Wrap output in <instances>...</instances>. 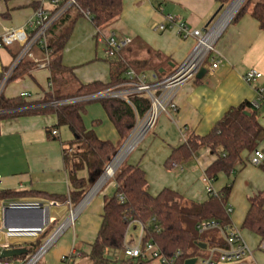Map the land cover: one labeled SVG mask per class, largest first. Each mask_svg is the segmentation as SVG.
<instances>
[{
	"label": "crops",
	"instance_id": "crops-1",
	"mask_svg": "<svg viewBox=\"0 0 264 264\" xmlns=\"http://www.w3.org/2000/svg\"><path fill=\"white\" fill-rule=\"evenodd\" d=\"M41 2L42 0H0V37L23 28L33 17ZM44 6L50 7L49 1H46ZM219 8L215 0H122L120 16L104 26L101 31L104 33L114 31L117 37L131 39V44L124 49V55L129 59H146L153 53L159 54L164 62L157 72L137 71L144 72L149 77L154 75L159 77L166 72V69H170L168 74L172 73V69L186 59L195 46V40L181 39L174 28L163 32L153 31L152 25L165 24V17L173 15L185 21L189 29L204 31L219 21L218 19L213 23L224 7L217 13ZM75 14L76 10L70 9L56 24L71 21L75 18ZM83 18L85 19V17L75 19L70 37L62 52V62L65 66L74 69L76 77L83 84L93 82L107 84L110 81L109 65L104 59H98L96 53L94 58L96 60H90L93 55L83 51L76 59L69 56L70 47L67 46L72 42L76 24H81ZM88 22L90 24L87 27L88 35L83 42L92 44L93 41L96 47L102 45L103 58H106L105 45L99 42L97 29L90 21ZM20 48L18 43L0 47V73L11 65ZM214 48L222 56L218 68L213 71L206 70L200 77L195 76L180 87L175 97L177 110L162 113L157 117L153 127L145 134L142 148L128 161L129 165H137L145 172L147 189L152 195L168 188L187 200L204 201L208 194L205 189V194L202 192L197 177H202L204 170L216 159V156L209 149L202 148L193 160L183 165L179 164L181 169L169 170L164 163L171 150L180 146L191 133L206 135L228 110L244 101L254 102L259 91H262L264 103V32L260 30L249 11L238 20H231L223 28L215 41ZM31 52L37 63L44 62V54L38 47H34ZM95 61L97 62L93 65L95 71L91 74L85 73L84 66ZM249 69L257 70L262 77L250 84L246 83L243 77ZM49 76L46 67L42 68L35 64V68L28 75L7 83L3 89V96L6 99H14L26 93L29 98L25 101H41L49 91ZM89 98H98V96L96 94ZM40 107L37 105L28 109ZM258 120L264 128V106L258 112ZM83 123L85 128L93 130L99 139L118 145L120 139L117 131L97 100L91 101L86 106ZM55 125L56 117L52 113L20 115L1 120L0 191H18L26 194L21 198L0 202V230L3 227V207L10 202L40 203L48 206L51 233L71 213L73 205L69 200V193L73 188L69 171L64 164V152L66 154L69 150L68 139L71 137V132L67 127L55 128ZM53 127L58 132L57 136L47 133ZM250 160L251 155L244 154L232 173L235 175L233 181L225 180L224 184L215 191L219 192L222 188L231 186L227 205L231 207L232 213L236 210L241 212L240 227L236 228L240 229L243 239L252 250L251 258L243 264H264V253L258 249L261 239L241 229L248 210V198L264 189V169L259 165L251 164ZM75 175L84 179L88 177L85 169ZM220 177L221 175L213 184L217 185ZM234 184L242 191L240 201L235 193ZM90 187L91 185L87 192ZM112 188L114 191L113 181ZM99 192L88 196L87 200L90 199L78 213V210L74 211L75 221L73 219L74 222L71 223L74 224L72 229H65L58 241H55L53 256L47 263L58 264L60 259L68 255L73 248L78 256L86 247L90 249L101 224L104 199L113 194L108 196L106 191ZM47 195H53L58 199L49 198ZM66 215L63 222L57 221ZM231 225L234 226L232 221ZM68 226L69 224L66 227ZM136 229L139 228L133 226L130 234ZM45 239L46 237L43 240ZM5 242L4 234L0 231V245ZM33 243L35 241H24L16 248H27Z\"/></svg>",
	"mask_w": 264,
	"mask_h": 264
},
{
	"label": "trees",
	"instance_id": "trees-1",
	"mask_svg": "<svg viewBox=\"0 0 264 264\" xmlns=\"http://www.w3.org/2000/svg\"><path fill=\"white\" fill-rule=\"evenodd\" d=\"M231 1L215 0L220 7L229 5ZM77 3L80 10L88 13L92 25L100 30L117 19L122 12V0H78ZM79 9H75V18L71 21L55 24L48 32L47 69L52 86L45 98L38 102H27L20 97L6 99L3 93L0 95V122L8 117L52 113L56 117L55 128L67 127L71 132L72 142L77 144L79 149L74 155V162L64 152V164L69 171L73 188L69 193L73 207L79 204L88 187L95 183L115 155L119 145L126 140L135 126L136 117L142 118L150 107L148 100L140 96L130 99L134 109L123 100L95 99L100 102L117 131L120 141L118 145H114L110 141L99 139L93 130H87L84 126L83 116L86 114V106L94 100L77 99L96 95L121 84L128 68L157 72L164 62L157 53L146 59H129L124 55L123 50L115 57L105 58L109 65L110 76L107 84L81 83L74 69L65 66L62 62V52L70 37L75 19L83 16ZM247 11L264 32V0L254 2L245 0L232 21L238 20ZM157 60L159 61L156 62ZM34 68L35 63L32 60L23 59L17 64L7 83L25 77ZM5 70L6 68L0 73V81ZM52 102L60 104L55 107L28 109ZM17 109L22 110L12 112ZM260 109L261 107L248 101L231 108L206 135L199 136L194 133L187 135L180 146L171 150L164 166L169 169L172 163L186 164L193 160L200 149L207 148L216 159L204 170V174L212 183L222 174L231 175L243 155H251L264 142V128L258 120ZM52 130L54 127L47 133L51 135ZM259 167L264 169V162ZM84 169L87 171V179L76 177L75 174ZM112 181L115 184L113 194L104 199L101 224L87 254L90 264H147L120 257L127 226L133 221H139L145 226V239L156 243L164 256L170 257L174 252L180 251L182 255L176 264H184L187 259L205 256L206 249L199 248L200 244H205L207 248L224 247L216 231L200 233L197 226L203 222H217L221 226L231 225L230 215L226 213L231 186L222 188L217 195H208L202 202L187 200L168 188L152 195L147 189L145 172L137 165L127 164L126 160L116 170ZM25 194L18 191H0V202L21 198ZM47 196L55 198L53 195ZM119 196L124 198L123 202L119 201ZM241 229L258 236L261 241L264 239V189L248 198V210ZM41 245V238H38L26 249H31L34 253ZM83 254L80 253V256ZM24 258L26 257L21 256L6 260Z\"/></svg>",
	"mask_w": 264,
	"mask_h": 264
},
{
	"label": "built area",
	"instance_id": "built-area-1",
	"mask_svg": "<svg viewBox=\"0 0 264 264\" xmlns=\"http://www.w3.org/2000/svg\"><path fill=\"white\" fill-rule=\"evenodd\" d=\"M46 1H49L50 7L44 6ZM77 1L78 0H42L41 5L35 10L33 17L23 28L6 33L0 37V47L9 46L13 43H18L21 47L19 54L14 58L11 65L3 72L0 81V95L3 93V89L10 79L13 70L23 59H30L39 67L47 68L49 61L47 49L48 32L70 9H79ZM79 11L88 21H90L88 13H85L80 9ZM165 21V24H153L151 27L152 30L163 32L167 29L174 28L181 39L186 40L188 38H193L195 40V46L186 59L169 75L165 77H157L156 75L150 77L153 81L148 80V74L128 68L124 74V81L121 84L97 94L99 99L114 98L123 100L132 108L133 106L130 102L132 97L140 96L148 100L150 107L142 118L136 117V123L131 135L132 137L142 131L141 140L153 127L160 114L168 113L169 111L175 112L177 110L175 97L177 91L184 83L194 79L201 68L211 71L217 69L222 60V56L214 48L215 41L219 35L216 38H212L213 30L219 21L204 31L189 29L185 21L173 15H167ZM97 35L99 37V42L105 45L106 57L117 56L120 52L126 49L132 41L129 38L117 37L114 31L104 33L100 29H97ZM34 47H38L43 52L45 57L43 63H37V61L33 59L31 51ZM261 77L262 74L260 72L255 69H249L245 73L243 79L246 83L250 84ZM51 86L52 84L49 82V89ZM19 97L27 99L29 98V95L22 93ZM253 103L259 107L264 106L262 101V91L258 92V97ZM59 104V102H52L40 106L55 107ZM21 110L22 109H17L12 112ZM57 135L58 132L56 130L51 131V136ZM250 162L255 166L264 162V144L260 145L251 154ZM176 169H181V166L178 163H172L169 170ZM201 182L205 186V192L208 195H217V192L213 189L212 181L204 173L201 177ZM123 200L124 198L119 196V201L123 202ZM6 206L41 207L42 220L40 226L19 228H4L3 226L0 230L4 234L6 240L4 244L0 245V264H31V256H27L20 260H6L1 259V253L3 250L16 248V246L22 244L24 241L34 242L44 235L49 227L48 206H44L40 203L23 202H10L4 207ZM226 213L228 215H231L232 213V209L228 205L226 206ZM27 223L29 225L34 224V217L32 214L27 216ZM133 226L138 227L139 231L135 239L131 240L130 230ZM197 229L200 233L216 231L223 241L224 247H206V255L196 258L195 264H243L247 259L251 258V248L243 239L240 229L233 225L221 226L217 222H203L197 226ZM156 230L158 231L157 228ZM145 236V226L139 221L131 222L126 229L125 243L120 252V257L122 259H132L143 263L156 261L158 264H176L178 262L182 255L180 251H176L170 257H166L160 252L156 243L152 240H146ZM258 249L264 253V239L259 243ZM75 256H78V254L73 248L68 255L61 258V261L64 263L73 262Z\"/></svg>",
	"mask_w": 264,
	"mask_h": 264
},
{
	"label": "rangeland",
	"instance_id": "rangeland-1",
	"mask_svg": "<svg viewBox=\"0 0 264 264\" xmlns=\"http://www.w3.org/2000/svg\"><path fill=\"white\" fill-rule=\"evenodd\" d=\"M245 1V0H244ZM255 0H252V2H254ZM244 3V2H243ZM242 3V4H243ZM227 6L228 5H226L221 11H220V13L218 14V16L216 17V19H215V21L213 22V23H215L218 19H219V17L223 14V12L225 11V9L227 8ZM241 7V6H240ZM236 14V13H235ZM81 17H84V16H81ZM84 19V18H83ZM83 22L81 23V24H76V27H75V30H74V32H73V35H72V38H71V41L72 42H70L69 44H68V46H67V48L68 47H70V54H69V56H70V58H72V59H76V58H78V56H79V54H80V52L81 51H83L84 53H91V55H93V57H92V59H90V60H96V59H94L95 58V53H96V55H97V58L98 59H101V60H105V58H103V47H102V45H98V47H96L95 46V43L92 41V44L91 43H88L87 41L86 42H83V40L85 39V37L88 35V25H90L89 24V22L86 20V18L84 19V20H82ZM79 25H81L82 27H79ZM213 25V24H212ZM211 25V26H212ZM210 26V27H211ZM209 27V28H210ZM91 29V28H90ZM72 43V44H71ZM70 45V46H69ZM95 63H97L96 61L95 62H92L91 64H89V65H87V66H84V68L86 69V71H85V73H87V74H91L92 72H94L95 71V68H94V66L93 65H95ZM88 67V68H87ZM172 70H174V69H172ZM166 72L165 73H162L160 76L161 77H165V76H167V75H169L168 74V72L170 71V69H166L165 70ZM159 76V77H160ZM148 80H150V81H153L152 79H150V77H149V75H148ZM105 91V90H104ZM67 130H69L68 128H67ZM145 138V135H144V137L142 138V140L140 141V142H138L136 145H135V147H134V149L126 156V158L125 159H123L124 161L126 160V162H127V164H128V161H129V159L131 158V157H133V156H135V155H137L138 154V151H139V149H141L142 148V143H143V139ZM69 140V146L70 147H68V152H67V154L69 155V158H70V160L71 161H75V158H74V155H76L77 153H78V149H79V146L77 145V144H75V143H73L72 141H73V136H72V134H71V137L68 139ZM124 143V142H123ZM123 143L121 144V145H119V147H118V149H117V151L121 148V146L123 145ZM125 147V146H124ZM123 147V148H124ZM116 151V152H117ZM72 156H73V159H72ZM124 161H122V162H124ZM72 162V163H73ZM123 164V163H122ZM121 164V165H122ZM120 165V166H121ZM119 166V167H120ZM118 167V168H119ZM118 170V169H117ZM113 176H114V174L112 175V177H110L107 181H105L104 183H103V185L99 188V190L98 191H100L101 193L102 192H107V194H108V196L110 195V194H112L113 193V188H112V180H113ZM234 177H235V175H233V174H231V175H224V174H222L221 175V177H220V180H218V184L217 185H215V184H212V186H213V189H214V191L215 190H217V187H219L221 184H224V181L225 180H227V179H229L231 182L233 181V179H234ZM197 180H198V184H199V186H201L202 187V192H204V189H205V186L203 185V183L201 182V177H197ZM237 183H238V181H237V177H236V185H237ZM234 186H235V184H234ZM91 187H92V185H91ZM90 187V188H91ZM234 190H235V193H237V198H238V200L240 201V199H242V191L241 190H239L236 186L234 187ZM97 191V192H98ZM99 192V193H100ZM204 194H205V192H204ZM74 207L71 209V212L73 211L74 212ZM77 216V215H76ZM240 216H241V212L240 211H234L231 215H230V219H231V221L233 222V224H234V226L235 227H240ZM67 217V215L66 216H64V217H61L60 219H58L57 221L58 222H63L64 220H65V218ZM76 218V217H75ZM74 221H75V219H74ZM73 221V222H74ZM74 224H71V225H69L66 229H72V226H73ZM51 231V229L48 227L47 228V230H46V232H45V234L44 235H42L41 237H46V239L49 237V236H51L52 235V233L53 232H55V231H53L52 233L50 232ZM65 231V230H64ZM138 231H139V229H136V231L135 232H132L131 233V240H134L135 239V237L137 236V234H138ZM63 233V232H62ZM61 233V234H62ZM60 234V235H61ZM48 236V237H47ZM44 238H42L41 239V241H42V245H43V243L46 241V239L45 240H43ZM60 238V237H59ZM58 238V239H59ZM58 239L56 240V242L58 241ZM41 245V246H42ZM55 244H53V245H51L50 247H49V249L37 260V262H36V264H49V263H47V261L49 260V258L50 257H52L53 255V250H54V248H55V246H54ZM88 252H89V248L88 247H86V249L83 251V255L82 256H75L74 258H73V262L71 261L70 263H64V262H62L61 261V259H60V261L58 262V264H90V259H89V257H88ZM50 264H52V263H50ZM147 264H158L156 261H153V262H150V263H147Z\"/></svg>",
	"mask_w": 264,
	"mask_h": 264
},
{
	"label": "water",
	"instance_id": "water-1",
	"mask_svg": "<svg viewBox=\"0 0 264 264\" xmlns=\"http://www.w3.org/2000/svg\"><path fill=\"white\" fill-rule=\"evenodd\" d=\"M234 1L235 0H232L230 2V4L227 6V8L223 12V14L219 17V20L224 16V14L226 13L228 8L232 5V3ZM243 2H244V0H243ZM242 3L240 4V6L242 5ZM240 6H239V8H240ZM221 9H222V7L219 8L217 13ZM238 9L236 10V12L238 11ZM235 13L228 20L227 24L233 19ZM205 72H206V70L204 68H201L199 70L198 74L196 75V77H200ZM95 99H99V98H89L88 97L87 99L83 98V99H77V100H86L87 101V100H95ZM133 130H134V128L131 130V132L129 133L128 137L124 141L123 145L115 153V155L113 156V158L111 159L109 164L106 166L104 171L99 175V177L97 178L95 183L92 185V187L89 189V191L83 196V198L80 201V203L75 207L74 211L78 210L77 211V213H78L83 208V206L88 202V200L90 198L87 200V197L90 195V193L92 192V190L95 187V185L97 184V182L101 179V177L105 173L107 167L112 163V161L114 160L116 155L120 152V150L129 141V139H130V137H131V135L133 133ZM72 212L69 214L68 218L55 230V232H53L52 235L49 236L46 239V241L43 243V245L36 252L32 253L31 249H26V248L6 249V250L2 251L1 259L18 258V257H21V256H25V257L31 256L30 257V261H31L30 263L31 264H35L37 262V260L49 249V247L55 243V241L59 238L60 234L67 228V227L65 228V224H66L67 220L69 219V217L71 216ZM29 214H32L33 217H34V224H32V225H29L27 223V216ZM41 220H42L41 207H20V206L10 207V206H6L3 209V226H4V228H19V227H29V226H40ZM198 247L203 249V250L206 249V245L205 244H202V245L200 244V245H198ZM195 262H196V258H191V259H187L184 262V264H195Z\"/></svg>",
	"mask_w": 264,
	"mask_h": 264
},
{
	"label": "bare ground",
	"instance_id": "bare-ground-1",
	"mask_svg": "<svg viewBox=\"0 0 264 264\" xmlns=\"http://www.w3.org/2000/svg\"><path fill=\"white\" fill-rule=\"evenodd\" d=\"M243 2V0H235L232 5L228 8L224 16L221 18L220 22L218 25H216L215 29L213 30L212 33V38H216L225 25L227 24L228 20L231 18V16L236 12V10L239 8L240 4ZM142 137V131L133 135L129 141L125 144V147L120 150V152L116 155L112 163L107 167L105 173L101 177V179L97 182L95 187L93 188L92 192L90 193L89 196L93 195L96 193L99 188L103 185L105 181H107L112 175L116 172L118 167L123 163V159L126 158V156L131 152V150L135 147L138 141L141 140ZM75 213L73 212L71 216L69 217L67 223L65 224V227L73 222Z\"/></svg>",
	"mask_w": 264,
	"mask_h": 264
}]
</instances>
